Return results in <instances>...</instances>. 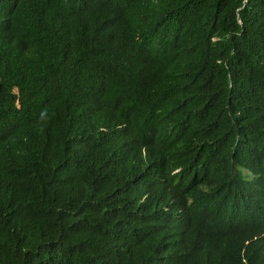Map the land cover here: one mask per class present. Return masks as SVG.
<instances>
[{
    "label": "trees",
    "instance_id": "trees-1",
    "mask_svg": "<svg viewBox=\"0 0 264 264\" xmlns=\"http://www.w3.org/2000/svg\"><path fill=\"white\" fill-rule=\"evenodd\" d=\"M0 264H264V0H0Z\"/></svg>",
    "mask_w": 264,
    "mask_h": 264
}]
</instances>
